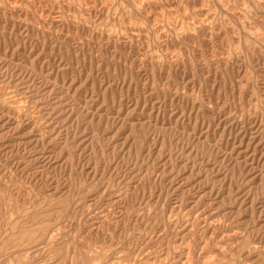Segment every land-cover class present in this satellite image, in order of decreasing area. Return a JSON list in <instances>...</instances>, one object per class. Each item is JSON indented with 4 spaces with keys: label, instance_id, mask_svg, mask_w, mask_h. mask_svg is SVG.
Here are the masks:
<instances>
[{
    "label": "rangeland",
    "instance_id": "rangeland-1",
    "mask_svg": "<svg viewBox=\"0 0 264 264\" xmlns=\"http://www.w3.org/2000/svg\"><path fill=\"white\" fill-rule=\"evenodd\" d=\"M0 264H264V0H0Z\"/></svg>",
    "mask_w": 264,
    "mask_h": 264
},
{
    "label": "bare ground",
    "instance_id": "bare-ground-1",
    "mask_svg": "<svg viewBox=\"0 0 264 264\" xmlns=\"http://www.w3.org/2000/svg\"><path fill=\"white\" fill-rule=\"evenodd\" d=\"M183 262V261H182Z\"/></svg>",
    "mask_w": 264,
    "mask_h": 264
}]
</instances>
